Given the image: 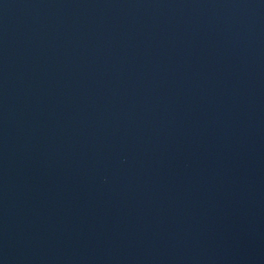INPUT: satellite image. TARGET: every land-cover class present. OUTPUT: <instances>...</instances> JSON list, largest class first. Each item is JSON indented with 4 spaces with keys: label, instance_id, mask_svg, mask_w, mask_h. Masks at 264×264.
Returning a JSON list of instances; mask_svg holds the SVG:
<instances>
[{
    "label": "water",
    "instance_id": "obj_1",
    "mask_svg": "<svg viewBox=\"0 0 264 264\" xmlns=\"http://www.w3.org/2000/svg\"><path fill=\"white\" fill-rule=\"evenodd\" d=\"M0 264H264V0H0Z\"/></svg>",
    "mask_w": 264,
    "mask_h": 264
}]
</instances>
